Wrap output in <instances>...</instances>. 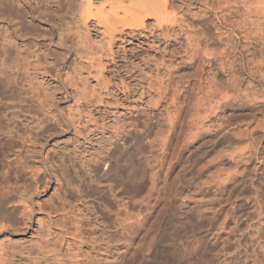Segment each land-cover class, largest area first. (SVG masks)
Listing matches in <instances>:
<instances>
[{"label": "rangeland", "instance_id": "obj_1", "mask_svg": "<svg viewBox=\"0 0 264 264\" xmlns=\"http://www.w3.org/2000/svg\"><path fill=\"white\" fill-rule=\"evenodd\" d=\"M116 1L118 26L142 3ZM167 4L182 31L151 16L110 49L95 8L85 26L64 0H0L2 130L21 137L0 193L42 207L11 212L0 264H264V0Z\"/></svg>", "mask_w": 264, "mask_h": 264}, {"label": "bare ground", "instance_id": "obj_2", "mask_svg": "<svg viewBox=\"0 0 264 264\" xmlns=\"http://www.w3.org/2000/svg\"><path fill=\"white\" fill-rule=\"evenodd\" d=\"M55 1L59 4V3H61L62 0H55ZM64 1L67 3V6L69 9L75 10V12L78 9L79 16L81 19H83L85 26H87V22H88L89 17H90L89 13H91L92 9L95 8L96 13L93 15L91 14V15L95 19H97L96 20L97 23H100L104 26L105 32H108V36H109L108 45H109L110 49L112 47L113 42L115 41V39L117 37L116 32L120 34L121 39L126 38V36H130L132 34H135L138 27H145L146 26L145 25V19L148 17L153 16L157 20L158 25H159V29H160V32L157 34V36H161V37H164V36L167 37L168 36V34H166V33L169 30H171L170 26H172V27L179 26L181 29L182 22L184 21L183 15L175 14L173 17L168 16L167 9H166V5H168L167 0H141L142 3H140V6H138L137 9H134V11L133 10L130 12H129V10L123 11L124 17L121 19L120 26H118L115 22H113V20L117 21V18H119V13L117 11H115L116 3H117L116 0H100V5H98V6L94 5V0H64ZM137 1L140 2V0H137ZM132 4H133V2H132ZM74 5H76V9L74 8ZM135 6H137V4ZM107 7H110L111 11H106ZM134 8H136V7H134ZM168 21H169V24H168ZM182 30L183 29H181V31ZM188 40H189V42H188L189 47L192 50L195 51L199 48V43L197 42V40L195 38L188 36ZM9 84H10V82H9ZM165 87H162L161 90L159 91L160 97H162V95H163L162 91L164 90ZM210 92L214 94L215 89H211ZM213 94H211V95H213ZM1 113L2 112H0V162L2 161V156L4 155V150H6V148H7V150L13 149L14 148L13 144L15 143V140L17 141V139H19L17 137H20L19 129H18V127L16 128V126H14V125L11 127V129L10 128L8 129V126H7V128H5L6 129L5 131L2 130V128L4 126H3V119H2L3 115ZM19 123H21V122H19ZM22 133H24V132H22ZM6 138H8V139H6ZM20 139H21V137H20ZM7 142L9 143V145H7ZM128 142H129V140L126 143H128ZM15 145H17V142L15 143ZM13 150H11V151H13ZM7 152L8 151H6V153ZM17 158H19V159H16L14 162L19 164L20 168L24 169L25 167L28 166L27 160L25 158L22 159L23 155H22V157H17ZM47 161H48V152H46V150H45L41 154L40 163L42 164V167L39 170L38 169H32L33 171H35L36 174H39V178L45 172L48 173ZM12 162L11 163L8 162V163L12 164ZM8 163H6V164H8ZM8 166L10 167L12 165H8ZM1 167H4V166H1ZM2 170H3V168H2ZM6 171H8V169ZM16 171L17 170H15V172ZM35 173H34V175L38 176ZM50 177L51 176L49 175L47 179H50ZM14 188H15V186H14ZM14 188H13V190L16 191ZM39 188H40V186L37 185L35 193L38 192ZM13 190L10 189V191H6V192L1 191L2 193H0V235L5 233L6 231H8L9 226H10L9 222L12 223L14 221V216L11 212L14 213L15 211L17 212V210H18V212L20 211V213L23 217L31 218L32 215L36 213L38 208L39 209L42 208L38 200L35 199V201H33L32 198H30V199L26 198V196L31 195L30 193H26V194L23 193L22 196H17L16 195L17 192L15 193ZM15 213H14V215H15ZM128 225L129 224H127V226ZM169 226H170L169 222L165 223L164 227H162V229L160 230L161 231L160 237H162L163 235H165L166 232L169 231L168 230ZM60 240H61V246H63L65 243H67L65 238H63V234H61Z\"/></svg>", "mask_w": 264, "mask_h": 264}]
</instances>
